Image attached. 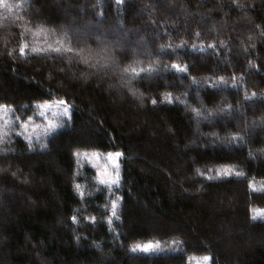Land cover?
Listing matches in <instances>:
<instances>
[{
	"label": "trees",
	"instance_id": "trees-1",
	"mask_svg": "<svg viewBox=\"0 0 264 264\" xmlns=\"http://www.w3.org/2000/svg\"><path fill=\"white\" fill-rule=\"evenodd\" d=\"M54 100L0 130V264H264V0H0V105Z\"/></svg>",
	"mask_w": 264,
	"mask_h": 264
},
{
	"label": "rangeland",
	"instance_id": "rangeland-1",
	"mask_svg": "<svg viewBox=\"0 0 264 264\" xmlns=\"http://www.w3.org/2000/svg\"><path fill=\"white\" fill-rule=\"evenodd\" d=\"M59 101H45L34 106V113L29 118L21 119L13 114L12 108L7 105H0V130H15L21 134L29 144H36L37 141L45 138L53 131L62 127L69 119L70 113H65L64 109L68 104L60 105ZM41 105H48L47 108L40 107ZM31 118V119H30ZM117 152H99V151H85L77 154L79 163L88 164L95 168L98 183L101 180L106 181L102 185L114 187L120 181V159L117 161L115 157ZM109 154H112L109 157ZM115 181V183H111ZM116 205V203H115ZM158 243L144 242L138 244L136 249L140 251H153L157 249ZM205 257H190L188 264H209V259Z\"/></svg>",
	"mask_w": 264,
	"mask_h": 264
},
{
	"label": "snow or ice",
	"instance_id": "snow-or-ice-1",
	"mask_svg": "<svg viewBox=\"0 0 264 264\" xmlns=\"http://www.w3.org/2000/svg\"><path fill=\"white\" fill-rule=\"evenodd\" d=\"M58 50V49H57ZM69 51H71V49H69ZM20 52H21V54H23L24 53V47L23 46H21V49H20ZM173 68H177V66L176 65H173ZM178 71H184V69H177ZM154 103H155V101H154ZM59 104L60 105H66L67 104V102L66 101H64V100H61V101H59ZM40 107H43V108H47L48 107V105H41ZM64 111H65V113L67 114V113H70V109H68L67 107H65V109H64ZM31 119V118H30ZM121 155H122V153H120V152H117V153H115V157L117 158V161L119 160V158L121 157ZM112 156V154H109V157H111ZM101 183L103 184V183H106V181H103V180H101ZM111 183H115V181H112ZM78 187V186H77ZM115 202L113 203V208L115 209ZM73 220H75V217H73ZM208 259H210L209 257H205V260H208Z\"/></svg>",
	"mask_w": 264,
	"mask_h": 264
}]
</instances>
